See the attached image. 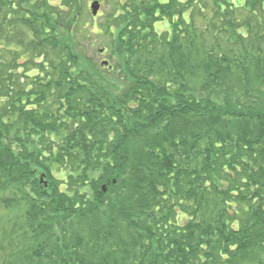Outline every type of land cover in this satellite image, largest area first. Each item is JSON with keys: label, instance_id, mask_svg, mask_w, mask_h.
Listing matches in <instances>:
<instances>
[{"label": "trees", "instance_id": "obj_1", "mask_svg": "<svg viewBox=\"0 0 264 264\" xmlns=\"http://www.w3.org/2000/svg\"><path fill=\"white\" fill-rule=\"evenodd\" d=\"M75 2L0 0V264H264V0Z\"/></svg>", "mask_w": 264, "mask_h": 264}, {"label": "rangeland", "instance_id": "obj_2", "mask_svg": "<svg viewBox=\"0 0 264 264\" xmlns=\"http://www.w3.org/2000/svg\"><path fill=\"white\" fill-rule=\"evenodd\" d=\"M93 0H76L75 3H77V6L80 7V25L88 24L89 30H94L95 33L101 32L99 29V24L104 25L106 20L108 19L105 17L106 11L109 10L110 5L106 4L107 6H104L106 3V0H101V2L104 4L99 13L98 18H94L91 13L90 4ZM162 2H166L167 0H160ZM75 5V4H74ZM76 6V5H75ZM156 29L158 30H168L170 28L169 21L166 19L164 21H159L155 25ZM95 41V44L93 47H90V44ZM80 44H85L89 46L88 49V57H93L96 62L99 64H104V66L108 67L109 65H113L112 63V50H105L109 46L108 40L104 39L103 36L99 35H91L90 38H86V35L81 38Z\"/></svg>", "mask_w": 264, "mask_h": 264}, {"label": "water", "instance_id": "obj_3", "mask_svg": "<svg viewBox=\"0 0 264 264\" xmlns=\"http://www.w3.org/2000/svg\"><path fill=\"white\" fill-rule=\"evenodd\" d=\"M100 1L96 0L92 3V9H93V15H96L98 13V10L100 9Z\"/></svg>", "mask_w": 264, "mask_h": 264}, {"label": "bare ground", "instance_id": "obj_4", "mask_svg": "<svg viewBox=\"0 0 264 264\" xmlns=\"http://www.w3.org/2000/svg\"><path fill=\"white\" fill-rule=\"evenodd\" d=\"M94 1H96V0H93L92 1V3L94 2ZM100 1V9H101V7L103 6V3L101 2V0H99ZM92 3L90 4V8H91V13H92V16L94 17V18H98V13H99V11H100V9L98 10V13L96 14V15H93V9H92Z\"/></svg>", "mask_w": 264, "mask_h": 264}]
</instances>
